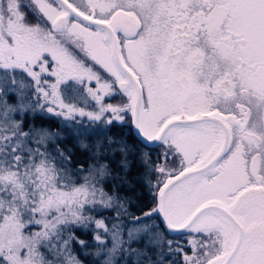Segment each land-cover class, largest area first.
Listing matches in <instances>:
<instances>
[{
  "label": "snow or ice",
  "instance_id": "6c2138e0",
  "mask_svg": "<svg viewBox=\"0 0 264 264\" xmlns=\"http://www.w3.org/2000/svg\"><path fill=\"white\" fill-rule=\"evenodd\" d=\"M53 116L105 126L87 167ZM117 154L139 215L105 189ZM93 223L99 264H264V0H0V264H84Z\"/></svg>",
  "mask_w": 264,
  "mask_h": 264
},
{
  "label": "trees",
  "instance_id": "16d2710c",
  "mask_svg": "<svg viewBox=\"0 0 264 264\" xmlns=\"http://www.w3.org/2000/svg\"><path fill=\"white\" fill-rule=\"evenodd\" d=\"M43 121H38L37 123H41ZM50 127L56 128L58 125L57 119H51L50 121H47ZM47 124V123H46ZM47 124V125H48ZM48 125V126H49ZM57 127V128H58ZM103 129V128H102ZM101 130V129H100ZM98 131V129L96 130ZM121 131L126 133L128 131V128L121 127L119 123L110 126V133L111 135L119 134ZM64 132L65 129H64ZM65 133L63 137H65L62 142H60V147L64 148L65 150H72L74 153L73 160L77 163L84 164V166H87L89 163H91V151L85 150L78 146V140L83 141L85 144L88 145H94L96 140L98 139L97 135H80L76 138H74L71 135H67ZM103 137L101 136V138ZM129 143H138L136 140V137L129 136L128 137ZM150 149H145V151H148ZM109 160L111 162V168H112V177L107 179L105 181V189L109 192L115 193L118 197L121 199H130L132 201V204L129 205V210L136 215L140 214V210H148L152 206V196L149 192V189L145 185L144 181L142 180L141 176L144 172L143 166L139 164V161L137 160L134 162L131 166V168L125 172V170L119 166V160L120 156L117 154L116 156L109 157ZM106 213V212H105ZM109 213V211H108ZM94 215V214H92ZM127 220V218H126ZM75 235L80 239L88 242L90 245L87 249H83L85 252L89 253L88 255H85L79 245H75V251L76 254L79 256L81 260L84 261V264H99L101 261V258L94 257L92 255L93 252V240L91 237V231L89 228L85 229L80 226H76L74 229ZM170 239H183L181 237H175V236H169ZM142 243V242H141ZM133 246V244H132Z\"/></svg>",
  "mask_w": 264,
  "mask_h": 264
},
{
  "label": "rangeland",
  "instance_id": "374dc122",
  "mask_svg": "<svg viewBox=\"0 0 264 264\" xmlns=\"http://www.w3.org/2000/svg\"><path fill=\"white\" fill-rule=\"evenodd\" d=\"M94 87V85H93ZM64 95H65V99H66V102H76L78 107H86L87 110H94V105L92 102H88L87 105H85L83 102H79V101H74L73 99H70V96L72 95L71 93H68L67 91L64 92ZM10 102H14V98L12 99V101ZM115 101L114 100H109V99H106L105 100V103H114ZM51 119H57V122H58V125L59 127L57 128H53V127H50V125L48 124V120L50 121ZM38 122V121H37ZM76 124L73 123V121L69 120V121H64V118L63 117H45L43 123L45 126L53 129V130H59L62 134V136L68 132L69 135L73 136L74 138L78 139L77 135L75 134L76 131H79L81 133H84L86 130L93 133V135H96V133L102 129V128H105V126L101 123V122H97L95 125L91 124L87 118H81L79 116L76 117ZM49 125H47V124ZM64 129L66 132H64ZM98 129V131H96ZM67 134V135H68ZM101 138V136H98V139ZM81 141V140H80ZM62 147V146H61ZM64 149V148H63ZM94 150V149H93ZM91 153V152H90ZM88 166V165H87ZM85 166V167H87ZM109 192V191H108ZM110 194H113V191L112 192H109ZM115 194V193H114ZM116 195V194H115ZM117 196V195H116ZM109 211V213H108ZM106 212V213H105ZM94 214L93 216L96 218V219H102V218H107L105 219V224L108 225L109 228H111V225L116 221V213L115 211L113 210H107V211H101L100 214H96V213H92ZM121 219H123L125 221V225L126 227H131L132 225L131 224H128L127 223V220H126V217H121ZM83 228V227H82ZM91 231V237H92V240H93V252L96 251V242L94 241L93 237H94V234L98 231L101 235H103V230L100 229V230H97L95 228V224H91L89 225L88 227ZM170 239V237H168ZM106 239L108 240V247H111V241H110V237H106ZM125 239H127V236L125 235ZM131 247L133 248H139V247H142V243H133V246L131 245ZM82 252L85 253V251L81 248ZM94 256V255H93ZM96 257V256H94ZM101 258V260L103 259V257H99ZM121 264H124V261L121 260ZM128 264H131V260H129Z\"/></svg>",
  "mask_w": 264,
  "mask_h": 264
},
{
  "label": "flooded vegetation",
  "instance_id": "af4514ba",
  "mask_svg": "<svg viewBox=\"0 0 264 264\" xmlns=\"http://www.w3.org/2000/svg\"><path fill=\"white\" fill-rule=\"evenodd\" d=\"M112 100H114L115 102H121V98L120 97H116L115 99H112Z\"/></svg>",
  "mask_w": 264,
  "mask_h": 264
},
{
  "label": "water",
  "instance_id": "95a60500",
  "mask_svg": "<svg viewBox=\"0 0 264 264\" xmlns=\"http://www.w3.org/2000/svg\"><path fill=\"white\" fill-rule=\"evenodd\" d=\"M115 103H120V102H115ZM115 103H114V104H115ZM151 207H152V206H151ZM145 211H147V210H145ZM170 236H171V235H170Z\"/></svg>",
  "mask_w": 264,
  "mask_h": 264
}]
</instances>
